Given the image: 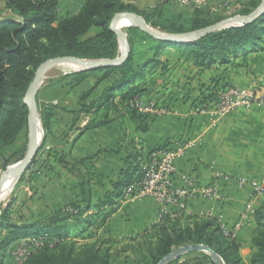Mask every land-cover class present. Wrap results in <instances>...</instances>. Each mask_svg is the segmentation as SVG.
Segmentation results:
<instances>
[{"label":"trees","instance_id":"trees-1","mask_svg":"<svg viewBox=\"0 0 264 264\" xmlns=\"http://www.w3.org/2000/svg\"><path fill=\"white\" fill-rule=\"evenodd\" d=\"M4 1L6 13L5 17H0V175L1 170H5L14 160L24 157L25 148L10 157H3L1 151L15 146L21 135L27 132L29 112L24 102L39 66L57 57L90 60L119 57L120 43L110 31V24L118 13L137 11L132 5L133 0H88L76 16L60 17L59 0ZM251 5L252 10H245L243 14H250L258 8L260 2L254 0ZM208 25L203 23L185 27L172 23L164 30L177 34L187 33ZM129 32L142 34L143 41L153 42L148 49L149 55L140 56V51L129 38L131 53L123 65L72 73L62 77V83L55 82L52 86L59 85L58 88L72 92L84 82L89 73L103 74L90 91L81 95L78 109L69 111L74 116L71 130L78 129V137L84 132L109 125L112 111L120 113L122 117L127 115L135 126V132L147 133L150 128L148 120L154 118L140 114L133 106L135 98L146 92L142 83L148 75L159 67L163 71L168 69L170 60L164 59L168 48L174 49L182 61L201 70L233 65L241 57L264 51V15L247 26L223 29L185 44L156 40L137 28H132ZM113 76L114 82L104 88L99 99L89 102L103 82ZM221 81L216 79L209 87H204L206 92L211 93L198 98L200 104L208 103L219 89L230 86ZM40 112L45 134L37 158L47 145L54 117L53 108L44 104L41 105ZM85 121L86 125L81 127ZM135 142L134 147H130L131 151L126 157L119 179L112 183L111 190L95 205L90 199L91 190L87 189L89 174L82 171L85 160H75L68 153L53 150L46 159V167L53 166L50 159L54 158V164L58 163L78 175L84 199L54 213L48 219L34 222L18 223L12 218L14 200L0 208V264H4L6 253L14 243L33 236L58 241L51 245L45 244L22 264H112L113 258L119 255L114 250V245L121 242L91 240V236L84 237L83 233L95 223V218L103 209L109 210L103 223L109 219L122 200L129 196L128 191L133 184L146 172L144 165L152 153L145 155ZM91 211L95 213H90ZM178 213L183 214L165 215L151 232L140 239H130L129 242L143 240L138 246L146 249L152 260L151 264H157L175 249L195 244H205L225 264H245L240 255L239 243L228 236L229 232L221 230L217 219L188 215L186 212ZM255 216L257 231L251 242V264H264V200ZM181 258L169 264H176ZM128 261L129 259L125 260V263Z\"/></svg>","mask_w":264,"mask_h":264},{"label":"crops","instance_id":"crops-1","mask_svg":"<svg viewBox=\"0 0 264 264\" xmlns=\"http://www.w3.org/2000/svg\"><path fill=\"white\" fill-rule=\"evenodd\" d=\"M87 1L59 0V16H76ZM203 1L222 2L226 0ZM143 3H145V0H143ZM3 5L5 8V1H3ZM65 6L64 12L60 10V8ZM78 7V12L72 15L71 13L75 12ZM68 11L70 14L66 13ZM164 59L170 60L168 69L163 71L160 67L156 68L143 83L141 82L146 90L140 100L143 106L148 105L150 102L160 106L166 105L167 101L177 104L182 100L185 103L184 99L186 100L192 97V95L194 99L202 98L204 95L211 93L206 92L205 89L216 79L240 89H252L264 85V51L241 57L233 65L215 66L206 70L198 69L191 63L182 61L176 51L170 52L169 55L164 54ZM61 76L63 75L58 76V78ZM102 76L101 72L89 73L79 88L88 87L93 78L101 79ZM46 78L47 75L44 77V80ZM114 78L113 76L110 78L112 79L111 81L108 79L103 82L91 96L89 102L97 101L104 88L114 82ZM166 79L168 80L165 82ZM51 81L53 79H49V83ZM95 84L85 91H80L77 109L81 95L90 91ZM45 88L48 92L59 89L49 87V85ZM77 90L75 89L74 91L76 92ZM72 92H69V94ZM49 102H44V105L53 108L54 117L51 121V133L48 137L47 145L29 171L31 172L29 177L25 176L22 180L16 179L15 181L17 182L12 184L13 188L11 192L13 196L10 201H15L14 207L16 206V202H19L17 194L25 196L23 197L26 199V204L30 202L35 204V206L31 207L32 211L30 215L24 216L21 214L19 218H15L12 215V218L18 223L48 219L54 213L84 199L80 177L69 172L58 163L54 164L51 168H47L45 165L46 155H51L52 151L55 150L59 153H68L75 160H87L94 157L100 150L94 153L91 145H85L82 150L76 152L75 148L84 135L95 130H104L105 135L109 139L105 148L108 151H114L117 141L121 136L119 116L115 111H112L110 115L112 121L109 125L84 132L80 137L76 138L80 134L78 131V135L76 134L70 139V135H66V133L70 130L74 116L65 112L62 113V111L59 112L58 109H66L68 112L71 110L67 109L66 106L61 107V105H58L56 107L57 105L54 102ZM176 108V111L172 115L159 118V121L168 119L169 121L162 125L166 126L167 129L172 127L173 131L164 136L166 138L154 139L152 142H150V139L153 140V138L149 137V144L151 146L148 148V154L167 142L178 141L183 136V127H185L183 125L186 124L187 119L191 116V107L181 104L180 106L176 105ZM155 120L156 118L150 120L148 132L151 130V123ZM84 125H86V121L81 127ZM73 139H75V143L71 147L69 144ZM189 139L194 141V146L189 148L185 155L177 158V169L180 173L197 178L202 186L214 184L217 189L218 198L211 199L200 191H196L188 200L187 214L200 217H213L223 225L224 230V227L233 230L235 225L245 216L243 227L237 232L236 240L240 245V255L244 263L251 264L253 253L251 242L257 231L255 215L264 200L263 194L259 193L257 195L254 188L255 184L261 183V187L264 185L262 183L264 179V104L255 105L252 108H240L221 117L211 114L198 115L195 119V125L189 131L187 140ZM163 141L165 142L163 143ZM180 141L175 144L183 142ZM126 157L127 153L120 150V152L117 151L115 154L109 153L103 155L95 163V172L93 171L95 174L90 188L92 204L95 205L103 199L111 190L112 183L119 179ZM32 189L35 191L34 194L28 196V191ZM36 196L38 197L36 198ZM141 205L144 209L152 211L154 222L149 226H145L144 222H140L135 227H131V231L128 232L125 225L120 223L119 217L128 214L125 208L133 207L136 210ZM124 211L126 215L123 213ZM90 213H95V211H91ZM174 213H178L177 207H172L167 213H164L162 205L151 196L129 197L127 195L120 203L117 211L109 219L103 223L105 217L98 216V219L95 218V223L87 227L83 235L84 237L91 236V240L129 242L130 239H140L143 235L151 232L154 226L161 223L165 215H173ZM148 218L149 216L145 214L144 220ZM56 241L58 240L53 239L51 241L50 239L36 236L20 240L8 249L4 264L7 263L8 255L11 258V264H22L28 258L26 256L19 258L17 256L19 250L22 249L24 252H27V256L30 257L45 244L50 243L51 245ZM187 256H182L176 264H201L197 257L191 258Z\"/></svg>","mask_w":264,"mask_h":264},{"label":"rangeland","instance_id":"rangeland-1","mask_svg":"<svg viewBox=\"0 0 264 264\" xmlns=\"http://www.w3.org/2000/svg\"><path fill=\"white\" fill-rule=\"evenodd\" d=\"M3 1L4 0H0V17H5V13H6V10H5L4 5H3ZM252 1H254V0H226V1H222V2L221 1L205 2L203 0H156V1L145 0V3H143V0H133L132 5L137 11L140 12V13H137V11H136L134 13L143 17L144 20L146 21V23L150 27H152L154 30L159 31L161 33H165V34H177V33H171L169 31H165L164 29L167 28V26L172 25V23H175L177 25H182L185 27H190V26L192 27L195 24L202 25L203 23H207L209 25L206 27H209L211 25H214L216 23H219L223 20H226V19H229V18H232L235 16L248 15V14H243V12L245 10H252V5H251ZM255 1H258L261 4L262 0H255ZM62 8H60V10H62L64 12L66 9V6L62 7ZM78 10H79V7L75 12H73L71 14L72 15L76 14V12H78ZM256 10L257 9L253 10L251 13L255 12ZM69 11L66 13L70 14ZM132 28L133 27H128L125 29L127 36H128V41L130 38V40H132L134 42L135 48L140 51V56L146 57V55H149L148 49L151 47V45H153L152 44L153 42L143 41L144 36L142 34L130 33L129 31ZM129 44H130V42H129ZM130 49H131V45H130ZM173 50L174 49H172V48H168L165 51V54L169 55L170 52ZM120 52H121V46H120ZM76 72H79V69L76 66L71 65V64H64V65L56 66L48 72L47 78L41 84V87L39 89V93L37 96L38 109H39L38 111H39V116L41 118V123H42V117H41L40 107H41V105L44 104V102L48 103L50 100L49 103L54 102V104L57 105L56 107H58V105L59 106L61 105V107L66 106L67 109H70L71 111L74 109H77V101L79 98L80 91H85L90 86L95 84V82L98 81V79H99V78L96 79V77L93 78L88 87L79 88L80 86H78L77 88H75L78 90L76 92L75 91L72 92L71 94H69V92L67 90L62 89V88H59V89H56V91L54 90V91H50V92H48V90H46L45 87L47 85H49V87H52L55 82H61L62 77L65 78L66 75L76 73ZM60 75H63V76L58 78V76H60ZM49 79L50 80L53 79V81H51L49 83ZM111 80L112 79H109V81H111ZM167 80L168 79H166L165 82ZM58 87H60V86L58 85L55 88H58ZM138 97L139 96H137L136 98H138ZM141 97H142V95L139 97L140 100H141ZM184 102L185 103H183L181 100L177 104H175V103H171V102L167 101L165 103L166 105H164L171 110V112L169 114L163 116L164 118L168 117L169 115H172V113H174L176 111V109H177L176 105L180 106L182 104L184 106L191 107V116H189V118L187 119L186 124L183 125V126H185V127H183L184 133H183V136H181L178 141L187 140L189 131L195 125V119H196V117H198V115H192V112L195 110V107L200 105V101H198L197 98L194 99L193 95H192V97H189L186 100L184 99ZM131 105H132V102H131ZM134 108L140 113V109L138 107L137 108L134 107ZM58 111L59 112L62 111V113L65 112L67 114L72 115L66 109H64V110L58 109ZM115 113L119 116V119L121 122V127H120L121 136L117 141V145L115 146L116 148L114 149V151H108L105 149L107 144H108L109 139L105 135L104 130H102V129L95 130V131L89 132L86 135H84L83 138L81 139V141L78 143V145L75 148V151L78 152L79 150H82V148L85 145H91L92 146L91 149L93 150L94 153H97L98 150H100L94 157H91V158L84 161L82 169H83L84 173L89 174L87 179H88V181H90V183H87V189H90L92 184H93V177L95 174L94 169L96 167L95 163L99 160L100 157H102L103 155H107L109 153L115 154V152H117V151L120 152V150H122L124 153L126 152L128 155L129 152L131 151L130 147H134L135 141H136L135 145L138 148H142L143 153L145 155H147L148 154V148H150V146H151L149 144V137L153 138V140L150 139V142H152V141H154V139L159 140L161 138H166L164 136H167L170 132L173 131L172 127L167 129L166 126L162 125L164 123H167V121H169L168 119L163 120V121H161V120L159 121V118H162V117L158 118L156 116H153L156 118V120L151 123L150 132H147V133L135 132V126L129 121L127 115L122 117L120 115V113H117V112H115ZM59 119H61V118H59ZM149 122H150V119L148 120V123ZM42 131L44 133L43 125H42ZM78 133H79L78 129H75L72 131L71 126H70V130L68 131V133H66V135H70L69 138L71 139L72 136H75L76 134L78 135ZM75 139L71 140V143L69 144V146L72 147L74 145ZM28 140H29V137H28V126H27V132H25L24 134L21 135L17 144L13 147L3 149L1 151V154L3 155V157H10L16 153H20L25 148V153H24V156H25L27 154V151H28V145H29ZM51 141H52V139H51ZM165 141H163V143ZM170 141H171V138H170ZM178 141L173 140V141H171V143L175 144ZM167 143H165V144H167ZM153 152H151V153H153ZM53 153H55V152H53ZM48 157H50V156L46 155V158H48ZM18 158L21 159V157H18ZM18 158L16 160H20ZM53 159L54 158H51L50 160H52L51 163L54 165ZM16 160H14L13 163L16 162ZM49 167L50 166H47V168H49ZM3 171L4 170H1V173ZM30 173L31 172L26 171L25 174L22 176V179L25 176L29 177ZM15 180L16 179H10L9 180L10 182H8L6 187H5L3 196L1 198V203H0L1 209L4 208L9 203L11 197L13 196V193L11 191L13 188L12 184L17 182ZM12 181H15V182H12ZM22 192H23V190H22ZM34 192L35 191H33V189L31 191H28V196L34 194ZM23 196L24 195H22V194H17L19 202H16V206L13 209V215L15 218H19L21 216V214H23L24 216L30 215V213L32 211L31 207L35 206V204L33 202L26 204V199L24 198L25 196L24 197ZM37 197L38 196H36V198ZM17 203H18V205H17ZM107 210L108 209H103L101 211V214L99 215V217H106ZM125 210L127 211L128 214L126 215V213L124 211L123 213L126 216L122 215V217H119L120 218L119 221H120V223L125 225L126 230L128 232L131 231V229H130L131 227H135L140 222L141 223L144 222L145 226H149L152 222H154L152 219V215H153L152 211L144 209V207L142 205H141V207H137L136 210H134L133 207H127V208H125ZM144 213L147 216H149V218L146 220H144V218H145ZM177 214H183V213H174L171 216H178ZM186 214H187V212H186ZM204 217H206V216H204ZM190 223H192V222H190ZM190 223H188V224H190ZM220 226H221V230L223 231V225L221 223H220ZM233 229H235V228H233ZM238 231L239 230L233 231V233L229 232L228 236L232 237L233 239H236V235H237ZM140 242H143V240H140V241L138 240L137 242H134V243H132V242H129V243L121 242L120 244L114 245V250L116 252H118L119 255H117V257L113 258L112 264H151L152 260L149 258L148 254L146 252V249L143 246H138V243H140ZM251 248H252V246H251ZM252 252H253V249H252ZM186 255H188L187 257H191V258L197 257L198 261L201 262V264H205V263L206 264H213L214 263V262L212 263V261H213L212 257H210L209 254L206 252H191V253H187ZM26 257L29 258L28 256H26ZM206 257L208 259H206ZM241 258H242V256H241ZM127 259H129V261L127 263H125V260L127 261ZM242 260H243V258H242ZM10 261H11V258L8 255L6 264H11Z\"/></svg>","mask_w":264,"mask_h":264},{"label":"water","instance_id":"water-1","mask_svg":"<svg viewBox=\"0 0 264 264\" xmlns=\"http://www.w3.org/2000/svg\"><path fill=\"white\" fill-rule=\"evenodd\" d=\"M264 15V0L261 1L257 10L248 15L235 16L219 23L211 25L209 27L202 28L197 31L178 33V34H165L154 30L150 27L143 17L136 13L122 12L115 15L111 24L110 31L113 32L120 43L121 54L115 59H82L78 57H57L50 59L43 63L37 69L35 77L31 82L24 104L28 108V137L29 145L27 154L20 160L8 165L6 169L0 175V203L3 196L5 187L9 180L18 174V178L21 179L26 171L33 165L37 158L39 151L42 149L44 133L42 131L41 118L39 116L37 96L44 77L54 67L64 64H71L76 66L79 71H95L111 67H119L123 65L129 58L131 53L128 36L125 31L128 27H133L141 30L150 37L160 40L168 41L176 44H185L195 42L211 33L221 31L227 28L243 27L247 26L258 18ZM122 24L126 27H122ZM191 252H206L212 257L215 264H225L223 259L214 252L208 246L202 244L188 245L175 249L165 257H163L157 264H169L174 260Z\"/></svg>","mask_w":264,"mask_h":264},{"label":"built area","instance_id":"built-area-1","mask_svg":"<svg viewBox=\"0 0 264 264\" xmlns=\"http://www.w3.org/2000/svg\"><path fill=\"white\" fill-rule=\"evenodd\" d=\"M134 107L140 109V113L148 116H162L171 112L166 106L156 103L141 105L139 97L135 99ZM264 104V85L252 89H240L227 86L219 89L215 97L208 103L195 107L192 115L211 114L217 117L224 116L240 108H252L255 105ZM194 146L191 139L181 143H167L163 147L154 150V156H148L146 172L142 173L139 181L133 184L129 197L155 198L161 205L164 213L172 207H177L178 212H187L188 200L196 191H200L208 198H218L217 189L214 184L202 186L197 178L180 173L176 166L177 158L185 155L186 151ZM264 183V179L263 182ZM255 193H261V183L255 184ZM245 216L235 225V229L227 232L240 230L243 227ZM17 256H27L22 249Z\"/></svg>","mask_w":264,"mask_h":264},{"label":"bare ground","instance_id":"bare-ground-1","mask_svg":"<svg viewBox=\"0 0 264 264\" xmlns=\"http://www.w3.org/2000/svg\"><path fill=\"white\" fill-rule=\"evenodd\" d=\"M122 27H126V25H124V24H122ZM142 115H144V114H142ZM148 116V115H147ZM163 116H165V115H162V116H158V118L159 117H163ZM149 117H151V116H149ZM151 118H155V117H151ZM168 143H170V142H168ZM150 156H154V152L150 155ZM147 161H148V159H147ZM147 161H146V163H147ZM146 163H145V165H144V167H145V171H146ZM18 177V174H16L15 176H13V178H11V179H16ZM10 182V181H9ZM13 182V181H12ZM131 190H132V188L128 191V193L130 194L131 193ZM261 193L260 194H263L264 195V185H263V187H261Z\"/></svg>","mask_w":264,"mask_h":264}]
</instances>
